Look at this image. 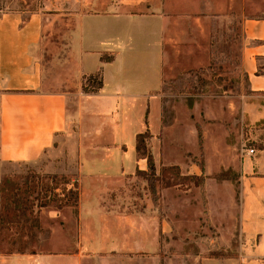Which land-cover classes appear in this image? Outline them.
<instances>
[{
  "label": "crops",
  "instance_id": "obj_1",
  "mask_svg": "<svg viewBox=\"0 0 264 264\" xmlns=\"http://www.w3.org/2000/svg\"><path fill=\"white\" fill-rule=\"evenodd\" d=\"M93 4L94 12L104 13H87ZM93 4H73L77 18L70 41L48 49L54 54L49 71L40 59L46 50L44 15L0 12V179L2 164L35 163L45 156L44 173L72 176L66 189L76 185L79 194L77 207L47 211L50 221L62 218L50 231L44 230L39 212L40 239L54 234L56 245L64 246L59 253L3 251L1 244L7 247V242L0 240V264H138L128 261V254L148 251L138 248L137 221L143 215L137 205L128 208L123 198L111 194L127 188L136 170L146 169V160L136 158V136L148 128L153 140L160 130L164 18L132 13L140 2ZM155 25L154 32L144 30ZM242 29L248 89L263 98L248 105L252 122L262 126L252 131L259 146L241 160L238 255L203 258L200 264H264V75L258 74L264 17H245ZM148 34L151 42L144 40ZM95 75L101 87L92 92L87 80ZM94 221H102V227ZM72 222L77 223L74 234ZM160 227L164 232L163 223ZM72 235L75 245L65 240Z\"/></svg>",
  "mask_w": 264,
  "mask_h": 264
},
{
  "label": "rangeland",
  "instance_id": "obj_2",
  "mask_svg": "<svg viewBox=\"0 0 264 264\" xmlns=\"http://www.w3.org/2000/svg\"><path fill=\"white\" fill-rule=\"evenodd\" d=\"M95 1L0 0V12L44 15L46 50L40 59L49 71L48 62L54 54L48 49L53 43L70 41L73 21L77 18V13L72 12L73 4ZM125 1L141 3L132 13H151L164 18L160 130L153 140L150 130L145 131L155 174L147 172L146 161L144 171L136 170L128 177L127 188L111 194V197L123 198L128 208L137 205L138 215H143V220L137 221L141 244L138 248L148 251L128 254L127 260L138 264H200L203 258L236 257L242 241L239 230L241 160L249 155V149L258 148L252 131L262 127L259 122H252L248 105L263 100L250 93L242 67V21L245 17H264V0ZM200 6L206 9L200 11ZM93 8L94 4L85 9L91 14L104 13L94 12ZM147 29L154 32L156 25L144 28ZM151 37L148 34L144 40L150 41ZM260 66L264 67V60ZM95 77L94 83L88 84L90 91L99 82V77ZM155 112L152 110L151 114ZM48 159L44 156L35 163L1 165L2 176L23 174L27 177L33 190L26 197L33 206L34 216L39 218L42 212L46 231L62 222V218L48 220L47 211L58 209L37 205L47 187L57 186L58 194L66 188L58 177L66 175L44 173L42 165ZM92 223L102 227L103 222ZM70 227L74 234L77 223L72 222ZM127 227H131L129 223ZM40 228L39 223L41 233L37 238L29 224L1 229L0 240L7 242V247L0 243L3 251L59 253L64 246L56 245L54 234L42 235L40 239ZM61 235L62 232L60 241ZM65 240L75 245L77 237L72 235Z\"/></svg>",
  "mask_w": 264,
  "mask_h": 264
},
{
  "label": "trees",
  "instance_id": "obj_3",
  "mask_svg": "<svg viewBox=\"0 0 264 264\" xmlns=\"http://www.w3.org/2000/svg\"><path fill=\"white\" fill-rule=\"evenodd\" d=\"M258 74L264 75V67H258ZM95 79L87 80V85L93 84ZM101 87L99 81L96 89ZM95 89V90H96ZM87 91L86 89H84ZM93 90L92 92H94ZM148 138V132L138 134L136 136L135 151L136 158L145 159L147 161V172L151 175L155 174V166L152 159V155L149 152L146 144ZM62 180V184L65 187L70 184L72 176H58ZM28 179L25 175H6L0 179V230L5 228L11 229L13 226H21L29 224L31 229L34 230V236L37 238L41 233L39 230V218L34 216L33 206L26 197L30 190ZM66 191L67 194H64ZM63 193H57V186L47 187V191L40 199L38 203L39 208L54 207L56 209H62L64 207H77L78 206V190L77 186L67 190L64 188Z\"/></svg>",
  "mask_w": 264,
  "mask_h": 264
},
{
  "label": "built area",
  "instance_id": "obj_4",
  "mask_svg": "<svg viewBox=\"0 0 264 264\" xmlns=\"http://www.w3.org/2000/svg\"><path fill=\"white\" fill-rule=\"evenodd\" d=\"M247 152L249 153V155H253L254 154V150L253 149H249Z\"/></svg>",
  "mask_w": 264,
  "mask_h": 264
}]
</instances>
